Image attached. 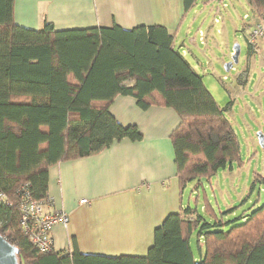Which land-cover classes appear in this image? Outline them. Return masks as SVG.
<instances>
[{
  "label": "trees",
  "instance_id": "obj_1",
  "mask_svg": "<svg viewBox=\"0 0 264 264\" xmlns=\"http://www.w3.org/2000/svg\"><path fill=\"white\" fill-rule=\"evenodd\" d=\"M200 0H183L186 12ZM259 22L264 0H247ZM250 52L255 48L250 44ZM118 96L141 109H174L171 140L180 190L210 180L240 159L235 133L198 73L163 26L58 31L16 24L14 0H0V235L19 249L20 264H264V204L226 228L204 194L203 212L188 205L156 228L146 256L39 252L21 226L25 197L51 204L50 167L143 137L110 111ZM255 182L264 183L257 177ZM197 197L195 202H198ZM196 236L198 255L192 246Z\"/></svg>",
  "mask_w": 264,
  "mask_h": 264
},
{
  "label": "crops",
  "instance_id": "obj_2",
  "mask_svg": "<svg viewBox=\"0 0 264 264\" xmlns=\"http://www.w3.org/2000/svg\"><path fill=\"white\" fill-rule=\"evenodd\" d=\"M192 12L198 15L195 7L186 12L183 0H14L16 24L37 31L46 23L58 31L163 26L188 61L189 55L198 60L193 51L196 36L202 44L210 39L219 45L212 25L205 31L203 23L191 37L196 26V21L188 23ZM257 22L255 15L249 25ZM223 26L217 35L227 44L230 31ZM259 45L260 40L251 53L258 52ZM110 111L121 125L137 126L143 137L136 142L124 139L96 155L50 167L51 204L46 211L65 212L70 218L67 227L53 230L55 252L72 255L75 241L84 255L146 256L156 228L188 206L171 140L181 121L178 113L156 105L141 109L131 96L116 97ZM84 199L87 203L81 204Z\"/></svg>",
  "mask_w": 264,
  "mask_h": 264
},
{
  "label": "rangeland",
  "instance_id": "obj_3",
  "mask_svg": "<svg viewBox=\"0 0 264 264\" xmlns=\"http://www.w3.org/2000/svg\"><path fill=\"white\" fill-rule=\"evenodd\" d=\"M195 8L198 15L192 12L188 19V23L196 21L191 37H195L205 23V31L212 25L219 45L211 44L210 39L208 44H202L196 36L197 46L193 51L198 60L191 55L187 58L204 76L207 88L220 107L232 102V109L225 117L237 138L240 159L228 164L210 180L202 179L199 189L194 188V183L190 184L183 201L192 207L197 205L203 212L206 194L218 219L231 223L225 226L229 228L264 204V183L255 182L257 177L264 179V142L261 145L259 141V134L264 137V40L260 39L258 52H250L248 37L253 27L249 23L255 13L247 0H200ZM224 24L230 31L227 44L217 35L218 31H223ZM236 46L240 47L238 63L227 72L225 67L232 61L231 52L235 53ZM197 197L200 199L195 202ZM202 214L207 217L204 212ZM196 241L194 236L192 246L198 255Z\"/></svg>",
  "mask_w": 264,
  "mask_h": 264
},
{
  "label": "built area",
  "instance_id": "obj_4",
  "mask_svg": "<svg viewBox=\"0 0 264 264\" xmlns=\"http://www.w3.org/2000/svg\"><path fill=\"white\" fill-rule=\"evenodd\" d=\"M260 39L264 40V21L257 22L249 35V42L253 47ZM3 200L4 196L0 195V201ZM86 203V199L81 201V204ZM46 206L45 203L35 201L28 196L20 204V223L23 231L28 235L31 244L41 253L54 250L52 236L54 228L58 225L67 227L70 221L65 212H49L46 211Z\"/></svg>",
  "mask_w": 264,
  "mask_h": 264
},
{
  "label": "water",
  "instance_id": "obj_5",
  "mask_svg": "<svg viewBox=\"0 0 264 264\" xmlns=\"http://www.w3.org/2000/svg\"><path fill=\"white\" fill-rule=\"evenodd\" d=\"M234 51L235 53H233L232 61L229 62L225 67L227 72L233 69L234 65L238 63L240 47L236 46ZM259 141L261 145H263L264 137L260 134ZM18 256L19 249L9 243L2 235H0V264H20Z\"/></svg>",
  "mask_w": 264,
  "mask_h": 264
}]
</instances>
